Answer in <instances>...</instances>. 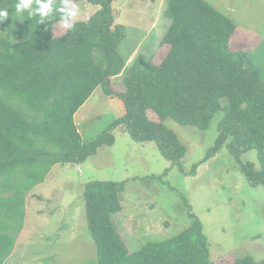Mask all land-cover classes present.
I'll list each match as a JSON object with an SVG mask.
<instances>
[{
	"label": "trees",
	"instance_id": "1",
	"mask_svg": "<svg viewBox=\"0 0 264 264\" xmlns=\"http://www.w3.org/2000/svg\"><path fill=\"white\" fill-rule=\"evenodd\" d=\"M69 1L82 0H0V264L24 228L33 189L45 183L55 165H81L113 146L118 128L138 143H155L184 171L186 147L163 122L171 118L207 130L223 110L207 158L225 145L238 162L256 150L260 166L240 162L241 169L250 184L264 186V72L255 54L232 50L237 27L229 17L205 0H168L172 25L163 39L166 57L159 65L138 57L123 89L115 90L113 79L126 70L119 53L126 29L116 24L112 1L84 0L98 7L85 22L74 20ZM61 15L68 28L58 34ZM98 90L118 95L125 112L84 143L75 115ZM123 188L116 182L85 185L88 228L98 253L93 264H211L208 238L188 203L190 228L130 252L113 221L122 210ZM232 264L264 260L245 256Z\"/></svg>",
	"mask_w": 264,
	"mask_h": 264
},
{
	"label": "rangeland",
	"instance_id": "2",
	"mask_svg": "<svg viewBox=\"0 0 264 264\" xmlns=\"http://www.w3.org/2000/svg\"><path fill=\"white\" fill-rule=\"evenodd\" d=\"M111 1L116 24L126 29L119 48L126 70L113 79L119 90L138 57L156 65L166 57L169 46L163 45V39L172 19L166 15L168 0ZM205 1L236 24L232 50L255 54L264 72V0ZM68 6L77 22L89 20L98 9L84 0L69 1ZM60 18L58 34L68 28L64 15ZM222 104L226 106L228 99ZM124 112L118 95L108 97L96 91L75 115L83 142L98 138ZM150 116L160 121L155 114ZM223 117L224 111H218L207 130L182 126L171 118L163 122L186 147L184 171L168 161L155 143H138L121 128L114 132L115 144L103 147L97 157L81 165H55L47 181L34 190L35 195H28L23 238L18 241L17 237L4 264L95 263L97 247L88 228L83 196L85 185L95 181L124 184L122 210L113 221L130 252L190 228L194 220L188 203L208 238L211 264H232L245 256L264 260V186L250 184L241 169V163L259 167L258 152L243 154L240 163L225 145L207 158ZM192 171L194 174L189 173Z\"/></svg>",
	"mask_w": 264,
	"mask_h": 264
},
{
	"label": "crops",
	"instance_id": "3",
	"mask_svg": "<svg viewBox=\"0 0 264 264\" xmlns=\"http://www.w3.org/2000/svg\"><path fill=\"white\" fill-rule=\"evenodd\" d=\"M101 150H102V148L99 150V153H100ZM99 153H98L96 156H94V157H97V156L99 155ZM94 157H92V158H94ZM53 169H54V167H53ZM53 169L51 170V172L53 171ZM78 169H80V168H78ZM51 172H50V173H51ZM49 176H50V174L48 175L47 179L49 178ZM47 179H46V181H47ZM46 181H45V182H46ZM43 184H44V183H43ZM41 185H42V184H41ZM38 186H40V185H38ZM38 186H37V187H38ZM37 187H35V188L33 189V191L29 194L30 197H32L33 195H35L34 190H35ZM29 196H28V197H29ZM28 197H27V199H26V203L28 202ZM45 199H46L45 197L42 198V200H45ZM23 233H24V228H23L22 232H21V233L19 234V236H18V237H19L18 241H19V240L21 241V238H23V237H22Z\"/></svg>",
	"mask_w": 264,
	"mask_h": 264
}]
</instances>
